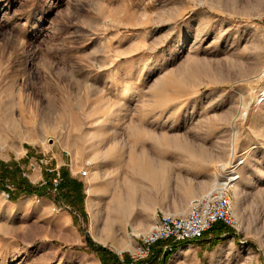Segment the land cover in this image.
<instances>
[{
  "label": "rangeland",
  "instance_id": "rangeland-1",
  "mask_svg": "<svg viewBox=\"0 0 264 264\" xmlns=\"http://www.w3.org/2000/svg\"><path fill=\"white\" fill-rule=\"evenodd\" d=\"M0 114V264H102L88 239L134 264L133 234L219 187L230 233L167 264H264V0H0Z\"/></svg>",
  "mask_w": 264,
  "mask_h": 264
},
{
  "label": "built area",
  "instance_id": "built-area-1",
  "mask_svg": "<svg viewBox=\"0 0 264 264\" xmlns=\"http://www.w3.org/2000/svg\"><path fill=\"white\" fill-rule=\"evenodd\" d=\"M80 172L82 177H88V169ZM53 182L56 191L59 179L55 178ZM5 188L2 194L6 199H10L13 188L9 184H6ZM219 223L229 227L235 224L232 197L226 187L216 188L206 195L194 198L183 214L176 215L160 210L147 231L133 234L132 259L134 262L148 260L159 242L171 241V244L163 248L166 252L172 251L174 245L210 241L209 235Z\"/></svg>",
  "mask_w": 264,
  "mask_h": 264
},
{
  "label": "trees",
  "instance_id": "trees-1",
  "mask_svg": "<svg viewBox=\"0 0 264 264\" xmlns=\"http://www.w3.org/2000/svg\"><path fill=\"white\" fill-rule=\"evenodd\" d=\"M2 174L4 176L11 175V172L7 169L2 170ZM63 177L65 173L62 174ZM12 179V177H11ZM18 184V191L19 193L27 194V195H38L41 197H46L50 195V192L48 191L47 187L41 186L39 188H33L28 182L26 183L25 180L19 179ZM3 189H6L3 186ZM14 195V194H13ZM12 195V200H17V197ZM56 198L62 199V201L69 206L72 210L78 209L83 216H86L85 209H84V189L82 182L78 181L77 179H70L66 180L60 188V193ZM230 233L229 229L226 225L219 223L214 226L213 230L211 231L210 235H215V239H220L224 234ZM87 243L91 246V251L96 254V256L100 259L102 264H124L121 261H119L118 256L113 253L112 251L101 247L99 245H96L92 242L91 239L87 240ZM171 244V241H164L159 242L155 248L153 255L146 261H139L134 264H167V262L170 260V258L174 255V253L178 250L179 246L185 244H179L174 245L172 251H163L164 246ZM218 243L213 242L210 247L215 248ZM129 264V262L125 263Z\"/></svg>",
  "mask_w": 264,
  "mask_h": 264
},
{
  "label": "bare ground",
  "instance_id": "bare-ground-1",
  "mask_svg": "<svg viewBox=\"0 0 264 264\" xmlns=\"http://www.w3.org/2000/svg\"><path fill=\"white\" fill-rule=\"evenodd\" d=\"M1 115V114H0ZM1 117V116H0ZM13 118V117H12ZM2 120V119H1ZM16 124V123H15ZM10 125H11V123H10ZM3 137V136H2ZM140 162V160H136V158H134V159H132V166H131V168H132V170L133 171H136L137 172V174H138V172L140 173V175H141V177H143L144 179H148L150 176L151 177H153L154 178V175L156 174V172H158L159 171V169L157 168V169H155V168H152L151 166H148V164H146V166H143V165H145V164H141V163H139ZM135 173V172H134ZM140 177V176H139ZM236 178H234V177H232L231 176V178L228 180L229 182H231V183H233V181L235 180ZM135 181V180H134ZM237 185V184H236ZM132 188V187H131ZM131 188H130V190H131ZM134 189V188H133ZM214 189V188H213ZM212 189V190H213ZM236 189V188H235ZM209 193V192H208ZM206 195V194H205ZM121 202V201H120ZM183 208V207H182ZM133 251V250H132ZM184 253H186V252H184L183 250H179L178 251V253H177V255H179V256H181V255H183ZM185 255V254H184ZM42 261V260H41ZM43 262V261H42ZM47 262H45L44 264H46Z\"/></svg>",
  "mask_w": 264,
  "mask_h": 264
}]
</instances>
